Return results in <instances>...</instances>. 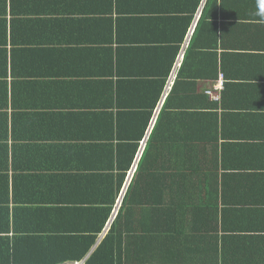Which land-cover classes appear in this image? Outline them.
<instances>
[{
  "label": "crops",
  "instance_id": "0c3cea01",
  "mask_svg": "<svg viewBox=\"0 0 264 264\" xmlns=\"http://www.w3.org/2000/svg\"><path fill=\"white\" fill-rule=\"evenodd\" d=\"M120 73L131 74V135L149 122L124 193L155 187L191 209L161 221L149 253L174 264L263 261L264 0H0V146L9 147L0 160L15 205L38 208L19 199L26 192L46 197L44 209L70 205L64 194L98 199L87 174L103 173L127 144L111 138ZM204 200L214 230L192 216ZM43 214L23 222L54 230Z\"/></svg>",
  "mask_w": 264,
  "mask_h": 264
},
{
  "label": "trees",
  "instance_id": "16d2710c",
  "mask_svg": "<svg viewBox=\"0 0 264 264\" xmlns=\"http://www.w3.org/2000/svg\"><path fill=\"white\" fill-rule=\"evenodd\" d=\"M171 69L172 66L169 68V73ZM119 76H121V79L118 85V132L117 135L113 134L111 138L127 144H125V147L122 145L123 147L118 153V159L106 165V168L102 170L103 173L97 171V173L87 174L89 180H96L94 188L101 190L98 199L92 200L91 195H94V192H89V200L78 197L73 199V197L69 198L64 194V201H67L70 205H61L60 202L63 201L59 200V203L54 201V204L60 205L44 209L39 207L42 206L39 204H45L46 197L38 198L35 195H29L30 192H26L19 199L23 202L27 194V196L32 197L33 203L38 204V208L33 209L27 206L18 208L15 205L18 198L15 199L6 173L8 171V161L5 163V168H3L1 166L3 161L0 160V249L2 248L0 251L6 256L0 258V264L82 263L92 249L96 247L100 236L105 233L111 224L118 201L124 195L123 189L133 169V161L138 154L140 142L145 137L149 126V122L146 121L137 135H131V74H126V77L120 73ZM156 131L154 130L152 135L155 140L157 138ZM8 154V144L1 145L0 158L1 156L7 158ZM145 161H147V155L140 162L138 169L140 176L142 175V169L145 168ZM152 169L160 171L157 167ZM59 176L64 177L63 175ZM76 176L78 177L77 174H72L70 181L74 180ZM135 191L136 189L132 184L125 194L117 218L110 226L107 238L85 264H124L128 260V256L127 260L125 259V252L123 254L125 247H127V252L130 250V261H128L130 263L128 264H174L173 260L159 255L157 250L153 254L149 253L150 248L157 245L152 239L163 234L165 227V225H161L163 219L171 222L176 219V214H179L177 218H187L191 214L189 212L191 209L180 208L177 205L167 203L163 197H159V191L155 187L148 189L150 194ZM136 193L140 196L139 201H137ZM211 194L213 200L218 195L216 192L215 195L209 192L208 200L211 199ZM204 201L206 204H203V207H194L198 210L192 211V216L196 217L197 220H202L204 230H214V225L211 226L208 222L209 211L214 206H211V202ZM43 212L45 213L43 216L54 222L53 227L55 229L39 234L38 231L30 228L23 221L26 219L31 223L35 217H39ZM129 220L130 240L128 242L129 230L127 231V229H129V225L127 221ZM137 223L138 225H135ZM178 230L184 232V229ZM145 235H149L150 239L147 240ZM135 248H137V253L132 255ZM234 263L264 264V260H257L256 262L236 260Z\"/></svg>",
  "mask_w": 264,
  "mask_h": 264
},
{
  "label": "built area",
  "instance_id": "2783aa9c",
  "mask_svg": "<svg viewBox=\"0 0 264 264\" xmlns=\"http://www.w3.org/2000/svg\"><path fill=\"white\" fill-rule=\"evenodd\" d=\"M194 32V31H193ZM193 32H192V34H193ZM180 61H182V59H180ZM180 67V64L178 63V66H177V68H179ZM223 87V84L222 83H220L219 84V86L217 87V88H219V89H221ZM211 96H213L214 98H215V100H217L218 99V97L215 95V93H213V92H211V93H209ZM134 170H136L135 169V167H134ZM121 207V205L119 206V208ZM117 215H118V212L114 215V218H113V221L117 218ZM112 225V224H111ZM110 225V226H111ZM77 264H84V263H77Z\"/></svg>",
  "mask_w": 264,
  "mask_h": 264
},
{
  "label": "clouds",
  "instance_id": "9594fccd",
  "mask_svg": "<svg viewBox=\"0 0 264 264\" xmlns=\"http://www.w3.org/2000/svg\"><path fill=\"white\" fill-rule=\"evenodd\" d=\"M154 122H155V121H154ZM152 127H153V126H152ZM136 169H137V168H136ZM135 171H136V170H135ZM135 171H134V168H133V171H132V172H135ZM121 205H122V203H121ZM112 222H113V220L111 221V224H112ZM111 224H110V225H111Z\"/></svg>",
  "mask_w": 264,
  "mask_h": 264
},
{
  "label": "water",
  "instance_id": "95a60500",
  "mask_svg": "<svg viewBox=\"0 0 264 264\" xmlns=\"http://www.w3.org/2000/svg\"><path fill=\"white\" fill-rule=\"evenodd\" d=\"M152 128V127H151ZM151 131V130H150ZM139 159H140V157H139ZM137 167L135 166V169H136ZM135 171V170H134ZM126 194V192L124 193V195Z\"/></svg>",
  "mask_w": 264,
  "mask_h": 264
}]
</instances>
